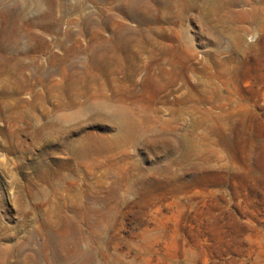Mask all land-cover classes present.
<instances>
[{"label": "rangeland", "instance_id": "1", "mask_svg": "<svg viewBox=\"0 0 264 264\" xmlns=\"http://www.w3.org/2000/svg\"><path fill=\"white\" fill-rule=\"evenodd\" d=\"M0 49L7 264H264V0H0Z\"/></svg>", "mask_w": 264, "mask_h": 264}, {"label": "bare ground", "instance_id": "2", "mask_svg": "<svg viewBox=\"0 0 264 264\" xmlns=\"http://www.w3.org/2000/svg\"><path fill=\"white\" fill-rule=\"evenodd\" d=\"M126 2H127L128 10H131L132 13L134 12V9H136V12H138L140 17H143L144 20L148 22L159 23V21L163 18L164 9L167 8L169 0H126ZM191 6L197 7L195 6V4ZM183 9L185 10L186 7L184 6ZM206 17L207 16L203 13L199 14L200 23L203 25L202 28L205 30V32L209 33L211 30V26L208 24ZM182 31L184 32V29ZM0 55H4V51H1V49H0ZM96 107L102 108V109L108 108L114 114L115 119L118 123V127H119L118 132H117L118 139L121 140L129 133L138 131V126L136 122L128 117L125 109L119 106H110L106 104L105 102L98 103ZM0 264H7V258H0ZM15 264H21V262L17 261Z\"/></svg>", "mask_w": 264, "mask_h": 264}]
</instances>
